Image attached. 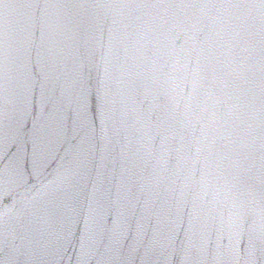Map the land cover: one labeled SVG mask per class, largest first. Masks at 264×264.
Wrapping results in <instances>:
<instances>
[{"label": "water", "instance_id": "1", "mask_svg": "<svg viewBox=\"0 0 264 264\" xmlns=\"http://www.w3.org/2000/svg\"><path fill=\"white\" fill-rule=\"evenodd\" d=\"M0 264H264V0H0Z\"/></svg>", "mask_w": 264, "mask_h": 264}]
</instances>
